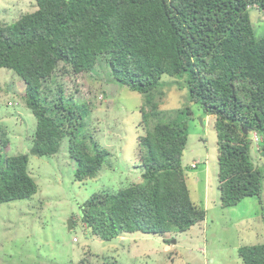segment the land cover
Masks as SVG:
<instances>
[{
	"label": "trees",
	"instance_id": "16d2710c",
	"mask_svg": "<svg viewBox=\"0 0 264 264\" xmlns=\"http://www.w3.org/2000/svg\"><path fill=\"white\" fill-rule=\"evenodd\" d=\"M34 2V11L0 22V68L23 82L36 119L30 154L53 156L66 138L77 181L94 177L108 160L109 151L85 129L94 95L80 89L99 60L115 82L144 98L138 126L145 134L137 142L145 153L134 164L140 181L82 202L80 218L92 235L104 241L131 232L164 235L205 219L182 165L191 111L162 110L155 101L156 93L164 95V74L214 116L220 206L256 196L264 219V175L253 163L250 138L256 134L264 161V32L255 36L248 13L252 6L264 12V0ZM28 160L25 153L0 154V203L37 192ZM237 253L242 264H264V243L241 245Z\"/></svg>",
	"mask_w": 264,
	"mask_h": 264
},
{
	"label": "rangeland",
	"instance_id": "374dc122",
	"mask_svg": "<svg viewBox=\"0 0 264 264\" xmlns=\"http://www.w3.org/2000/svg\"><path fill=\"white\" fill-rule=\"evenodd\" d=\"M35 9L34 0H0V22H12ZM248 13L259 37L264 32V12L252 6ZM83 81L82 95L91 92L96 106L85 119V129L109 151V158L94 177L77 181L66 138L54 158L29 153L36 119L22 97L23 82L0 68V140L5 141L4 146L0 141V154H28V171L38 185L30 198L0 203V264H242L239 246L264 243V219L256 196L220 206L214 116L206 117L198 104L188 100L187 89L178 88L176 78L166 74L160 88L164 95L156 93L155 101L162 110L189 107L191 111L182 161L191 200L205 209V219L185 232L164 235L131 232L109 241L92 235L80 218L82 202L94 193L115 192L140 181L141 169L134 164L139 153H145L137 142V136L145 134L138 126L144 98L115 82L102 60ZM250 138L253 163L264 175L258 138L255 133Z\"/></svg>",
	"mask_w": 264,
	"mask_h": 264
},
{
	"label": "water",
	"instance_id": "95a60500",
	"mask_svg": "<svg viewBox=\"0 0 264 264\" xmlns=\"http://www.w3.org/2000/svg\"><path fill=\"white\" fill-rule=\"evenodd\" d=\"M244 133H247V129L246 128H244ZM72 224H73L72 219H69L67 221L68 229H71L72 228ZM172 243H175V240L172 239Z\"/></svg>",
	"mask_w": 264,
	"mask_h": 264
},
{
	"label": "crops",
	"instance_id": "0c3cea01",
	"mask_svg": "<svg viewBox=\"0 0 264 264\" xmlns=\"http://www.w3.org/2000/svg\"><path fill=\"white\" fill-rule=\"evenodd\" d=\"M208 116H210V115H206V117H208ZM56 155V154H55ZM55 155H53V157L52 158H54V156ZM69 157V156H68ZM182 159H183V157H182ZM182 165H183V161H182ZM184 166V165H183ZM186 183H187V179H186ZM194 202V201H193Z\"/></svg>",
	"mask_w": 264,
	"mask_h": 264
},
{
	"label": "clouds",
	"instance_id": "9594fccd",
	"mask_svg": "<svg viewBox=\"0 0 264 264\" xmlns=\"http://www.w3.org/2000/svg\"><path fill=\"white\" fill-rule=\"evenodd\" d=\"M256 137H257V136H256ZM193 164H194V166H192ZM191 167H192V168L196 167V163L193 162V163L191 164Z\"/></svg>",
	"mask_w": 264,
	"mask_h": 264
},
{
	"label": "built area",
	"instance_id": "2783aa9c",
	"mask_svg": "<svg viewBox=\"0 0 264 264\" xmlns=\"http://www.w3.org/2000/svg\"><path fill=\"white\" fill-rule=\"evenodd\" d=\"M192 166H194V164H193ZM73 241H77V239L74 237V238H73Z\"/></svg>",
	"mask_w": 264,
	"mask_h": 264
}]
</instances>
